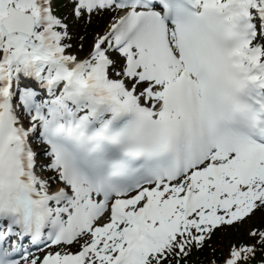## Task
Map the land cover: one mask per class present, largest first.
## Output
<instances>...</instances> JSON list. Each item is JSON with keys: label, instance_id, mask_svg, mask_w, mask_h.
I'll use <instances>...</instances> for the list:
<instances>
[{"label": "snow or ice", "instance_id": "obj_1", "mask_svg": "<svg viewBox=\"0 0 264 264\" xmlns=\"http://www.w3.org/2000/svg\"><path fill=\"white\" fill-rule=\"evenodd\" d=\"M0 0V264H197L264 219V0ZM83 53V55H81ZM219 264H264V224Z\"/></svg>", "mask_w": 264, "mask_h": 264}, {"label": "rangeland", "instance_id": "obj_2", "mask_svg": "<svg viewBox=\"0 0 264 264\" xmlns=\"http://www.w3.org/2000/svg\"><path fill=\"white\" fill-rule=\"evenodd\" d=\"M62 11L64 13V16H66L68 18L66 22H68V23L73 22L72 26L76 27L77 21L74 20V18L72 17L71 5L69 4L67 7H64V9ZM109 20H110L109 15L105 14L103 17H94L90 24L85 22L87 25H90V27L93 30V35L91 36V38H93L95 33L103 31L105 29L106 25L109 23ZM83 24H84V21L82 22L81 26H83ZM74 27H73V29H74ZM81 31L82 30H79L77 33L81 34ZM91 42H92V39H91ZM91 42H90V44H91ZM261 220H262L261 216L259 214H257L256 217H254L251 221H249L247 224H245L241 227L239 234H237L236 232L231 231V230H229L228 232L223 233V234L218 233L221 237V243H222L221 252L226 250L230 243L237 242L240 236H243L244 239L246 240L247 239L246 230L250 227H261V225H260Z\"/></svg>", "mask_w": 264, "mask_h": 264}, {"label": "trees", "instance_id": "obj_3", "mask_svg": "<svg viewBox=\"0 0 264 264\" xmlns=\"http://www.w3.org/2000/svg\"><path fill=\"white\" fill-rule=\"evenodd\" d=\"M59 2H64V0H59ZM63 9H64V7L59 5L58 13L60 15L63 14V11H62ZM83 21L84 20L78 21L76 27L72 26L73 23L69 24V30H70L72 37H73V39H72V43L74 46L72 49L73 52H76L79 48V44L81 43L80 37H84L83 44H84V51L85 52L87 51V49L90 45L91 39H92L91 36L93 35V30L90 27V25H87L85 23V21H84L83 26H81ZM73 27H74V29H73ZM79 30H82L81 34L77 33ZM82 54L83 53H81V55ZM262 224H264V219L261 220L260 225L262 226ZM213 247L216 249V251H215V253L211 254V257H214L219 264V260L221 259V247H222L221 237L219 234H217V236L214 237V239H213ZM194 258L196 259L197 264H208V261L210 259V251L208 249H205L203 252L195 254Z\"/></svg>", "mask_w": 264, "mask_h": 264}]
</instances>
